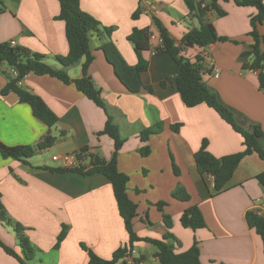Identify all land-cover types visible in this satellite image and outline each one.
<instances>
[{
  "label": "crops",
  "instance_id": "obj_1",
  "mask_svg": "<svg viewBox=\"0 0 264 264\" xmlns=\"http://www.w3.org/2000/svg\"><path fill=\"white\" fill-rule=\"evenodd\" d=\"M260 3L264 9V0ZM218 4L226 15L218 17L209 12L205 20L216 40L205 49L188 48L181 55L191 62L199 56L202 80L223 103L264 132V92L259 89L257 73L244 70L245 61L240 59L253 44L250 20L257 11L231 1ZM4 5L0 43L14 41L16 46L45 56L50 65L55 64L53 58L67 54L64 23L55 19L59 13L57 0H4ZM78 8L97 21L101 30L109 32L106 37L92 38L93 61L87 73L125 139L116 163L119 172L128 176L127 196L137 206L133 221L136 235L162 240L169 232L175 253L185 252L196 242L201 264H264L262 241L245 220L246 212L256 203L264 212V189L256 180L264 172V161L256 154L244 158L230 180V189L212 196L208 180L197 172L195 152L206 140L208 152L216 158L235 154L244 149L242 138L206 105L187 107L175 88L177 66L168 55L154 53L159 46V31L153 17L175 46L190 29L198 28L197 20L188 16L182 0H79ZM138 10L137 19H132ZM134 29L143 34L138 48L148 63L141 82L152 92L142 89L137 94L129 93L98 49L110 41L125 62L134 66L137 57L128 41ZM256 30L264 35V19L256 24ZM82 62L68 69L70 79L81 77ZM214 69L219 70L218 77L213 75ZM12 71L0 66V143L29 147L34 153L25 161L0 155V201L8 216L26 229L33 249L29 264H87L81 244L99 258L111 259L115 250L126 245L128 235L108 181L99 174L51 171L61 168L52 162V156L77 153L84 147L106 161L112 158V139L99 134L106 115L73 84L48 75H27L20 87L38 97L57 117L56 124L48 128L33 116L27 104L19 102L16 94L1 95L7 84L6 74ZM154 124H160L161 130L142 142L140 131ZM47 135L54 138L53 145L38 150ZM145 145L149 154L142 156L140 149ZM178 187L190 197L188 202L171 197ZM160 202L166 204L163 212L155 206ZM195 206L202 214L204 228H183L181 215ZM163 214L170 219L168 229ZM62 226L67 227L66 236L54 249ZM0 240L22 257L12 229L1 222ZM133 246L132 254L115 264H160L153 245L139 241ZM138 258L143 260L133 263ZM0 264L20 263L0 248Z\"/></svg>",
  "mask_w": 264,
  "mask_h": 264
},
{
  "label": "trees",
  "instance_id": "obj_2",
  "mask_svg": "<svg viewBox=\"0 0 264 264\" xmlns=\"http://www.w3.org/2000/svg\"><path fill=\"white\" fill-rule=\"evenodd\" d=\"M59 13L56 20L64 23L65 39L68 52L65 56L53 58L55 64L47 63V58L41 54L15 46L9 43H0V66L5 65L16 72V76L6 74L7 84L2 89L1 95L14 93L20 103L27 104L34 117L40 120L48 128L53 127L57 122V117L47 108V106L35 95L20 87L21 80L30 74L42 76L48 75L56 78L65 84H73L78 92L83 94L94 105L100 108L106 115V122L100 135H106L112 139L114 144V155L106 161L98 154H93L84 147L77 152V157L84 163L73 169L58 168L54 172H73L82 176L102 175L110 184L116 202L118 213L123 221L124 228L128 235L126 245L115 250L111 259L104 260L95 255L85 245L80 247L88 256L87 264H115L121 259L130 256L133 252L134 243L139 241L148 242L156 249V257L160 264H201L199 260V248L195 242L188 250L182 253H175L170 241L173 236L166 232L162 240H151L139 238L133 230V221L137 216V206L131 202L127 196L128 176L119 172L116 163V154L121 149L125 139L120 135V127L114 123L111 109L101 97L87 71L93 61L91 53L92 38H103L108 35V30L100 29L99 24L93 18L83 14L78 8L79 0H57ZM188 11V16L194 17L198 22V28L190 29L175 46L173 40L168 36L166 29L156 19L152 18L153 25L159 31L162 45L155 49V54L168 55L178 68L175 78V88L183 103L189 107L206 105L218 114V116L228 124L242 138L244 149L241 152L216 158L207 150L206 140L201 142L200 148L194 154L196 169L201 178L208 180L212 176L213 186L211 195L216 196L230 189V180L241 163V161L252 154H256L260 160L264 161V132L259 125L249 122L245 117L236 113L233 109L222 102L216 91L208 86L201 78V69L198 64L200 57H196L195 62L186 59L181 53L188 48H207L216 40L212 31L205 24L206 16L209 12H215L218 17H223L226 13L220 9L219 2H233L238 7H254L256 14L250 20V36L253 44L248 50L241 53L240 59L244 60L243 69L257 73L259 89L264 92V35H259L256 24L264 19V9L260 0H182ZM4 0H0V14L5 11ZM139 10L132 14V19H137ZM143 34L134 29L128 36V41L134 46L137 63L134 66L128 65L114 44L110 41L103 42L99 46L107 63L112 66L116 78L132 94L139 93L142 89L152 92L150 87H143L141 75L148 69V63L143 59L138 48L142 41ZM218 40H221L218 38ZM224 40V39H222ZM81 60V77L76 80L69 78L68 69L78 65ZM177 130L175 126L172 127ZM161 130L160 124H154L148 129H143L139 133L140 140L147 142L149 137ZM54 138L47 135L45 141L37 146L38 150L49 148L53 145ZM34 151L29 147H8L0 143V155L3 159H14L25 161L30 158ZM142 156L149 154L147 145L140 149ZM174 174H178L177 169L172 165ZM256 180L264 189V172L256 176ZM171 197L181 202H188L190 197L180 187L172 193ZM160 212H163L165 203L155 204ZM246 224L250 229H254L262 241L264 254V217L260 216L254 209L248 210L245 214ZM165 227H170V219L163 214ZM0 222L3 226L12 229L17 243L20 247L22 257L18 256L11 248L5 246L0 240V248L4 252L14 257L20 264H29L32 260L33 249L25 236L26 229L11 219L5 211L0 201ZM180 224L183 228L197 230L204 228V220L199 209L191 207L180 217ZM67 227L62 226L57 236L54 249H57L66 236ZM143 258L134 260L139 263Z\"/></svg>",
  "mask_w": 264,
  "mask_h": 264
},
{
  "label": "built area",
  "instance_id": "obj_3",
  "mask_svg": "<svg viewBox=\"0 0 264 264\" xmlns=\"http://www.w3.org/2000/svg\"><path fill=\"white\" fill-rule=\"evenodd\" d=\"M151 39H154V36H151ZM9 45L11 47H15L16 44L14 41L9 42ZM162 45V41L159 37V46ZM158 46V47H159ZM156 49V48H155ZM155 49H154V53H155ZM12 74L14 76H16V72L12 71ZM213 75L215 77L219 76V70L218 69H214L213 70ZM52 162L54 163H58L61 168H65V169H73V168H77L80 166H84V163L82 161H80L77 157L76 153L73 154H64V155H55L51 157ZM213 177L209 176L208 177V184L212 187L213 186ZM258 203L254 204L253 208L254 210L260 215L264 217V212L259 208V206H257ZM132 264V263H131Z\"/></svg>",
  "mask_w": 264,
  "mask_h": 264
}]
</instances>
